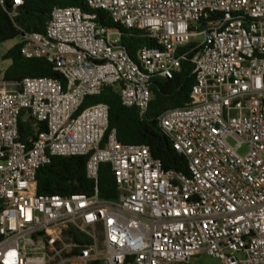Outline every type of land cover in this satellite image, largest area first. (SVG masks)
Listing matches in <instances>:
<instances>
[{
	"label": "built area",
	"instance_id": "obj_1",
	"mask_svg": "<svg viewBox=\"0 0 264 264\" xmlns=\"http://www.w3.org/2000/svg\"><path fill=\"white\" fill-rule=\"evenodd\" d=\"M83 1L90 12L55 7L43 33L20 36L21 55L45 60L64 83L0 79V264H190L201 254L264 264V0ZM21 5L0 0L10 20ZM94 11L152 46L131 59ZM189 43L190 102L157 119L186 161L177 173L147 146L121 144L106 105L80 107L110 87L143 119L150 82L171 79ZM22 113L44 126L29 144L19 140ZM73 156L87 157L93 194H37V171ZM100 164L116 200L98 196Z\"/></svg>",
	"mask_w": 264,
	"mask_h": 264
},
{
	"label": "trees",
	"instance_id": "obj_2",
	"mask_svg": "<svg viewBox=\"0 0 264 264\" xmlns=\"http://www.w3.org/2000/svg\"><path fill=\"white\" fill-rule=\"evenodd\" d=\"M8 3V0H6ZM8 6V4H7ZM55 7H78L90 12L83 0H22L18 14L13 19L7 16L0 6V45L19 38V43L4 56L10 65L3 73L6 82L19 83L24 78H52L63 82L62 76L43 59H26L21 55V33H43L50 13ZM96 22L101 26L111 27L120 33V44L129 57L136 60V53L142 47H151L152 43L135 29L126 30L114 26L102 11H94ZM189 43L179 49L187 53L180 63V68L171 79L154 78L150 82L151 99L148 111L143 119L138 117L134 108L123 107L116 90L105 87L97 96L84 100L80 110L87 106L104 104L108 108V131L115 129L117 140L123 145H145L153 158L161 162L162 169L177 173H186L185 159L174 152L168 139L161 132L157 119L166 110L181 108L190 102V89L193 85L192 65L189 58L194 52ZM19 140L29 144L44 126H34L22 113L18 120ZM87 157H55L50 164L41 167L36 174V193L39 195L71 194L92 195L94 181L86 175ZM96 188L99 198L116 200L117 187L109 164H100ZM76 240L78 237L74 236ZM82 239L79 238V241ZM89 264H97L90 262Z\"/></svg>",
	"mask_w": 264,
	"mask_h": 264
},
{
	"label": "rangeland",
	"instance_id": "obj_3",
	"mask_svg": "<svg viewBox=\"0 0 264 264\" xmlns=\"http://www.w3.org/2000/svg\"><path fill=\"white\" fill-rule=\"evenodd\" d=\"M114 38V36H112ZM19 38H16L14 40L2 43L0 45V79L3 76L4 71L6 70V68L10 65V61L9 60H4L3 56L12 48L14 47L17 43H19ZM89 107V106H87ZM85 107V108H87ZM83 108V109H85ZM229 143L231 145H234V142L229 140ZM247 152V147L245 145H243L241 147V149L238 151L239 155H244ZM190 264H220L219 261H217L216 259L212 258V257H208L205 254H201L197 257H193L190 260Z\"/></svg>",
	"mask_w": 264,
	"mask_h": 264
},
{
	"label": "crops",
	"instance_id": "obj_4",
	"mask_svg": "<svg viewBox=\"0 0 264 264\" xmlns=\"http://www.w3.org/2000/svg\"><path fill=\"white\" fill-rule=\"evenodd\" d=\"M3 77V76H2ZM2 79V78H1Z\"/></svg>",
	"mask_w": 264,
	"mask_h": 264
}]
</instances>
